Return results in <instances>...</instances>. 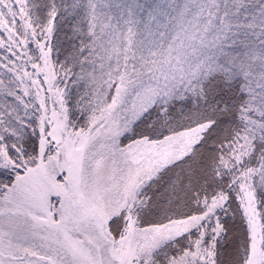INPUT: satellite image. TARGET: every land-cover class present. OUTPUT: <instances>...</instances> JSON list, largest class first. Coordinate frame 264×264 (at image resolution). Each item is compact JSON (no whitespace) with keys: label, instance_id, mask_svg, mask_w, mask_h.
Masks as SVG:
<instances>
[{"label":"snow or ice","instance_id":"snow-or-ice-1","mask_svg":"<svg viewBox=\"0 0 264 264\" xmlns=\"http://www.w3.org/2000/svg\"><path fill=\"white\" fill-rule=\"evenodd\" d=\"M0 264H264V0H0Z\"/></svg>","mask_w":264,"mask_h":264}]
</instances>
